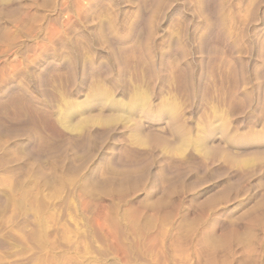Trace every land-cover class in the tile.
I'll list each match as a JSON object with an SVG mask.
<instances>
[{
	"label": "rangeland",
	"instance_id": "obj_1",
	"mask_svg": "<svg viewBox=\"0 0 264 264\" xmlns=\"http://www.w3.org/2000/svg\"><path fill=\"white\" fill-rule=\"evenodd\" d=\"M212 1L235 67L201 52L197 0H0V70L37 98L0 121L34 122L46 155L0 182V264H264V0Z\"/></svg>",
	"mask_w": 264,
	"mask_h": 264
},
{
	"label": "bare ground",
	"instance_id": "obj_2",
	"mask_svg": "<svg viewBox=\"0 0 264 264\" xmlns=\"http://www.w3.org/2000/svg\"><path fill=\"white\" fill-rule=\"evenodd\" d=\"M199 7H200V11L202 12V17H197L198 18V22L203 21L204 22V28L199 36L198 39V43L200 44V49L201 52L204 53H211L214 49H218L220 51H227V53L229 54V57L226 56V61L228 63V66L231 67H235V44L233 42H236V30H235V22H236V15L235 14H229L228 18H222L220 16V13L217 10L218 7V3H215L212 0H197ZM216 1V0H215ZM239 5V4H238ZM237 5V6H238ZM221 6V5H220ZM254 6V5H252ZM255 8V7H254ZM141 9V8H140ZM252 10V9H251ZM252 12V11H251ZM250 13V11H249ZM251 14V13H250ZM144 16V15H143ZM254 18V17H253ZM139 21V17L136 16L133 18V20L131 21L128 30H126V33H122V35H120L118 33H116L115 31H109L108 32V36H110L113 40L115 39H124L125 37H130L136 34L135 29L136 27H138L137 23ZM196 21V22H197ZM197 22V23H198ZM255 22V21H254ZM256 24V23H255ZM107 25V24H106ZM161 25V24H160ZM245 26V25H244ZM237 27V26H236ZM107 28V27H106ZM111 29V28H110ZM218 31V32H217ZM135 32V34H134ZM247 32V31H246ZM107 33V32H106ZM157 35V34H156ZM161 35V34H160ZM131 37V38H133ZM137 37V36H136ZM214 37V38H212ZM179 38V37H178ZM175 39V38H174ZM177 39V38H176ZM173 40L170 45L168 46V48H166L167 50L162 53V60H167L168 58H170L171 56H175V57H180L182 51H181V47L178 43V39L177 40ZM238 41V40H237ZM10 43V42H9ZM16 43V42H15ZM17 44V43H16ZM110 44V43H109ZM20 45H22L20 43ZM24 45V44H23ZM22 45V46H23ZM19 46V44H18ZM26 46V45H25ZM147 46V45H146ZM21 47V46H20ZM27 47V46H26ZM10 48V47H9ZM14 48V47H13ZM12 48V50H13ZM16 49V48H15ZM183 50V49H182ZM24 54V53H23ZM1 55V54H0ZM223 55V53H222ZM226 55V54H225ZM224 55V56H225ZM183 56V55H182ZM3 57H5L3 55ZM1 57V58H3ZM185 57V56H184ZM237 57V56H236ZM8 58V57H7ZM177 59V58H176ZM184 59V58H183ZM223 59V58H222ZM185 60V59H184ZM3 61V59H2ZM5 61V60H4ZM10 61V60H9ZM6 62V61H5ZM29 61H27L28 63ZM25 63V62H24ZM178 63V62H177ZM5 64V63H4ZM5 66V65H4ZM16 66V63H15ZM14 66V67H15ZM13 67V65H12ZM19 67V66H17ZM25 67V66H24ZM1 68H4L1 66ZM21 68V67H20ZM13 70H18V68H12ZM12 70V71H13ZM30 70V69H29ZM233 70V69H232ZM5 70H0V105H5L12 97H20L23 98V100L26 102L27 106L30 109H33L36 107V103H37V98L35 96L34 90H33V84L32 81L34 80L32 78L33 73H31L30 71L25 72L26 74V80H15L13 79V77L11 79L8 80V78H6L4 76V72ZM11 71V72H12ZM25 71V70H24ZM237 71V70H235ZM6 72V71H5ZM15 72V71H14ZM238 72V71H237ZM8 74V72H7ZM10 75V74H9ZM14 75V74H13ZM16 75V74H15ZM24 75V74H23ZM4 77L8 80L6 82H4L6 79H4ZM15 78V77H14ZM18 78V77H17ZM4 79V81H3ZM22 79V78H21ZM33 79V80H32ZM240 79V78H239ZM244 80V79H243ZM239 87V86H238ZM238 89V88H237ZM102 94V93H101ZM18 99V98H17ZM12 101V100H11ZM44 105L43 108H49V106L45 103H43ZM21 107V106H20ZM79 107H77L76 109H78ZM16 109V107H15ZM27 109V108H26ZM130 109H126L124 112V114L128 113ZM21 112V111H20ZM4 113V112H3ZM1 114V113H0ZM15 114V113H14ZM20 114V113H18ZM22 114V113H21ZM10 115V114H9ZM12 115V114H11ZM33 115V114H31ZM6 116V115H5ZM8 116V115H7ZM20 116V115H19ZM18 116V117H19ZM8 119V118H7ZM15 119V118H14ZM31 119V117H30ZM65 119L68 120L70 119L69 113L65 114ZM13 121V120H12ZM29 121H25L24 124H19V125H10L7 126V124H2L0 121V182H2V185H5V183H9L10 185H23L24 181L26 178H28L31 174H33L32 172L34 170L37 169L36 165L39 164V162H44V160L46 159V155H42V154H37L32 150V147L34 145V136H35V132L33 131L34 129V122L33 120H31V122H33L32 124H29ZM159 130V129H158ZM153 131V129L151 130ZM161 131V130H160ZM163 132V131H162ZM106 133V132H105ZM152 133V132H151ZM156 133V132H155ZM157 134V133H156ZM155 134V135H156ZM159 134V132H158ZM109 135V134H108ZM150 135V134H149ZM164 135V134H163ZM154 136V134L152 135ZM162 137V136H161ZM166 137V136H165ZM156 138V137H155ZM158 138H160L158 136ZM157 138V139H158ZM163 139V137H162ZM160 141V140H159ZM18 142H21L25 145L24 149V155L20 158L19 156H14L13 155V149L12 147H14L15 144H17ZM218 147V146H217ZM211 148V147H210ZM219 148V147H218ZM218 150V149H217ZM15 151V150H14ZM208 151H211L210 149H208ZM214 152V151H212ZM222 152V151H221ZM23 153V152H22ZM40 153V152H39ZM57 153V152H56ZM206 153V151L204 152ZM210 153V152H209ZM14 154H17L16 152ZM21 154V153H20ZM18 155V154H17ZM210 156V155H209ZM122 163V162H121ZM133 165V164H132ZM161 165V164H159ZM163 165V164H162ZM126 166V165H125ZM205 166V165H204ZM127 167V166H126ZM130 167V166H129ZM210 167V166H209ZM124 168V167H123ZM133 169V168H132ZM171 172V171H170ZM257 172V171H256ZM260 172V171H258ZM226 173V172H224ZM234 174V173H233ZM223 175V174H222ZM257 175V173H256ZM224 178V177H223ZM222 178V179H223ZM217 181V180H216ZM234 181V180H233ZM5 182V183H4ZM235 183V182H234ZM1 185V183H0ZM15 187V186H14ZM6 199V198H5ZM5 199L3 198L2 194L0 193V204L4 205L6 203ZM11 199V198H10ZM9 199V200H10ZM13 201L12 202V212L14 214H18V210L20 207V201L18 199L15 198V196H13ZM7 200V199H6ZM12 201V200H11ZM16 215V216H17ZM15 216V217H16ZM14 218V217H13ZM19 218V217H18ZM25 221H30L29 217L26 215V217L22 216L20 217ZM16 220V218H15ZM18 220V219H17Z\"/></svg>",
	"mask_w": 264,
	"mask_h": 264
}]
</instances>
